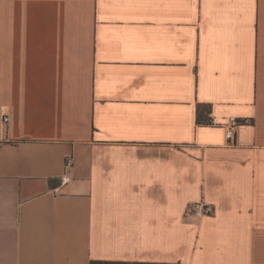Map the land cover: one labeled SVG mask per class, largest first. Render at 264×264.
I'll use <instances>...</instances> for the list:
<instances>
[{
  "label": "crops",
  "instance_id": "obj_1",
  "mask_svg": "<svg viewBox=\"0 0 264 264\" xmlns=\"http://www.w3.org/2000/svg\"><path fill=\"white\" fill-rule=\"evenodd\" d=\"M94 261L264 264V0H0V264Z\"/></svg>",
  "mask_w": 264,
  "mask_h": 264
},
{
  "label": "built area",
  "instance_id": "obj_2",
  "mask_svg": "<svg viewBox=\"0 0 264 264\" xmlns=\"http://www.w3.org/2000/svg\"><path fill=\"white\" fill-rule=\"evenodd\" d=\"M4 109V108H3ZM210 118H212V114L209 115ZM4 120L7 122V118L5 117ZM240 120L238 118H230L226 124H222L224 127L225 133H226V141L228 146H235L236 145V134L237 129L240 125ZM215 126H218L217 123H209ZM68 165H70V161L68 162ZM70 177L65 176L62 178V184H67L70 182ZM193 216L197 219H201L204 216H210L213 213V207L210 204H207L204 201L198 202L192 206Z\"/></svg>",
  "mask_w": 264,
  "mask_h": 264
},
{
  "label": "trees",
  "instance_id": "obj_3",
  "mask_svg": "<svg viewBox=\"0 0 264 264\" xmlns=\"http://www.w3.org/2000/svg\"><path fill=\"white\" fill-rule=\"evenodd\" d=\"M91 264H153V263H120V262H103V261H94Z\"/></svg>",
  "mask_w": 264,
  "mask_h": 264
}]
</instances>
